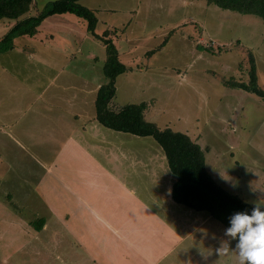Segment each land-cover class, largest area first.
Wrapping results in <instances>:
<instances>
[{
	"label": "rangeland",
	"instance_id": "rangeland-1",
	"mask_svg": "<svg viewBox=\"0 0 264 264\" xmlns=\"http://www.w3.org/2000/svg\"><path fill=\"white\" fill-rule=\"evenodd\" d=\"M50 1L54 0H33L20 19L34 16ZM80 4L95 12L96 35L100 36L106 29L118 32L125 28L123 34L116 33L118 37H109L119 62L129 69L115 79L114 103H146L144 119L159 129L179 132L193 140L204 151L207 172L222 189L251 207L264 204V104L253 95L224 85L230 80L247 82L249 53L256 83L264 90V23L254 16L221 10L206 4L205 0H82ZM14 22L0 21V39ZM37 34L38 43L27 37L15 38L13 48L1 58L5 63H24L37 68L39 72L33 71L30 82L36 80V84H41L47 78L50 80L51 120L65 121L66 116L67 121L73 120L65 116L67 105L52 97L81 98L83 114L92 116L94 109L90 101L95 95L94 87L106 82L101 71L105 60L103 46L87 34L83 20L69 14L47 18L38 27ZM221 48L226 50L219 52ZM30 51L32 60H26ZM43 59L49 69L44 70L42 79ZM27 117L28 114L23 123ZM58 121H52L55 128L49 136L51 149L55 151L61 150L69 134L61 129L62 122ZM92 125L102 132L100 139L88 143L96 142L98 151L92 152V156L99 164L113 170V174L118 172L127 186L138 185L141 196L145 193L147 200L156 202L152 210L157 208V203L162 205L157 208L159 215L171 226H182L179 233L182 240L157 264H237L231 250L235 241L224 235L222 225L205 212H194L171 202L165 182L169 179L171 185L174 178L152 138L113 132L95 121ZM73 136L75 139L77 135ZM88 137L84 136V141H89ZM24 138L25 143L32 144L29 137ZM29 152L33 153L32 148ZM26 154L29 153L23 152L21 158L29 161ZM68 160L54 169L56 179L61 178L78 198L82 199L76 188L89 198L88 179L81 177L86 163L82 160L74 165L69 157ZM53 173L50 176L41 171L40 178L53 179ZM49 185L45 189L33 183L32 195L41 194L43 199L50 200L46 195L53 197V192L60 190L65 199L69 198V193L54 179ZM2 190L6 191L4 185ZM75 202L74 199L73 205L77 208ZM97 207L100 216L110 215L107 205L101 201ZM79 209L81 214L72 213L65 223L69 231L56 222V218H63L56 217L52 211H47V215L21 216L25 224L43 217L46 228L35 237L18 232L24 244L16 250L12 246L17 239L11 238L16 233L0 231V258L7 257L0 264H93L87 260L90 256L98 261L117 259L113 243L121 244L114 234L104 229L100 218L97 223L86 215L83 206ZM120 209L118 206L114 213ZM33 211L41 212H30ZM23 213L29 211L23 210ZM77 222L79 228L75 234L70 229ZM89 225L95 227L89 231L92 235L86 231ZM10 238L14 242H9ZM224 247L229 251L224 252Z\"/></svg>",
	"mask_w": 264,
	"mask_h": 264
},
{
	"label": "crops",
	"instance_id": "crops-1",
	"mask_svg": "<svg viewBox=\"0 0 264 264\" xmlns=\"http://www.w3.org/2000/svg\"><path fill=\"white\" fill-rule=\"evenodd\" d=\"M37 35L36 33L29 39L38 43L40 39ZM2 54L4 53H0V231L15 232L16 234L11 238H16L17 241L21 240L18 232H26L35 237L36 234L46 228L47 223H44L40 232H35L20 217L24 215H47L49 214L47 211H52L56 217L63 218V220L56 218V222L60 223L66 231H69L65 227L68 217L73 215L72 213L81 214L79 208L83 206L87 210L86 215L97 223L98 218H100L104 229L113 233L121 244L118 246L113 243L117 259L101 258L98 261L96 257L90 256L87 260L91 263L157 264L161 261L164 255L182 240L179 235L182 226H171L170 222L163 220L157 209L163 207L162 205L157 203V208L152 210L156 202L151 203L147 200V196H144L145 193L141 196L138 185L134 184L131 187L128 184L127 186V182L120 179L121 176L118 172L113 174V170L104 169V165H100L92 156V152H95L96 149L98 151V146L96 142L92 145H88V143L100 139L102 132L96 129L95 125H92L94 114L92 116L83 114V100H80L81 98L52 97L59 103L67 105L68 110H64L65 116L68 115L73 120L67 121V116L64 117L65 121L61 118L53 119L62 122L61 129L69 134H66L67 143L62 145L60 151L51 149L53 147L49 136L53 135L52 129L55 127L52 124L51 114H49L51 96L48 90L50 80L47 78L45 83L40 81L41 84L39 82L36 84V80L30 82V75L33 71L37 74L39 70L24 63L18 65L10 62L5 63L1 58ZM32 57L30 51L25 59L32 60ZM42 62L43 79L44 70L49 69V64L48 62L44 64V59ZM99 86L94 87L95 93ZM93 101L94 98L90 101L92 107ZM69 108L76 110L70 111ZM27 114L28 117L23 123V118ZM93 130L94 132L88 135V132ZM73 134L77 135L75 139H73L75 137ZM84 136H89V141H84ZM24 137H29L32 144L25 143ZM33 146L36 152L33 150ZM29 148H32L33 153L29 152ZM23 152L29 153L26 154L29 161H24V157L21 158ZM68 157L74 165L82 160L86 163V169L83 168V174H80L81 177L88 179L89 188L87 187L86 194L89 198L84 194L82 195L76 188L82 199L78 198V195H75L76 193L61 178L58 177L60 181L56 179L57 174L54 169L60 168V163H68ZM41 171L50 176V172L53 173L54 171L53 179L69 193V198L65 199L60 190L59 193L54 191L53 197L49 194L46 195V198H51L50 200L43 199L41 194L34 197L31 191L33 183L37 182L40 188L46 189L50 186L49 181H53V179L40 178ZM2 185L6 187V191L2 190ZM165 186L169 189L170 198L171 185L169 179H166ZM150 189L152 190L151 187ZM163 190L165 191L164 188ZM162 194L163 192L160 191L159 196ZM74 199L77 208L73 205ZM98 201L107 205L109 216L99 215ZM118 206L121 209L114 213L116 208L118 210ZM23 210H28L29 213L25 214ZM31 210H40L41 212H30ZM76 217L78 216L76 215ZM78 223L70 229L72 232L75 233V230L79 228ZM94 228V226L89 225L86 231L92 232ZM91 232L89 233L92 235ZM11 238L9 242H14L11 241ZM75 240L78 241L77 237ZM17 241L12 246L15 250L24 244V240L18 241V243ZM75 248L78 249L77 246ZM2 258L7 259V257L1 256V262L5 261ZM110 260H115V262Z\"/></svg>",
	"mask_w": 264,
	"mask_h": 264
},
{
	"label": "trees",
	"instance_id": "trees-1",
	"mask_svg": "<svg viewBox=\"0 0 264 264\" xmlns=\"http://www.w3.org/2000/svg\"><path fill=\"white\" fill-rule=\"evenodd\" d=\"M81 1H50L34 16L20 19L29 10L33 0H0V21H15L0 39V53L10 51L15 38L33 37L40 24L51 16L69 14L83 20L87 34L103 46L105 53L101 71L106 82L96 90L93 120L99 126L113 132L153 139L161 149L167 168L174 178L170 187V199L174 204L194 212H205L225 229L229 226L228 221L232 214L250 212L252 207L249 204L226 192L213 180L205 168L204 151L193 140L185 134L159 129L155 124L146 121L144 119L146 103L123 105L114 103L115 79L129 69L119 62L117 50L109 37L111 35L118 37L116 33L123 34L125 28L122 27L118 32L115 29H106L100 36L96 35L95 12L83 7ZM205 2L221 10L254 16L264 23V0H205ZM225 50L221 48L219 52ZM247 59L249 64L247 82L230 80L224 85L253 95L264 104V90L256 83L251 54H247ZM44 223L43 218L27 221V225L35 232H40Z\"/></svg>",
	"mask_w": 264,
	"mask_h": 264
},
{
	"label": "clouds",
	"instance_id": "clouds-1",
	"mask_svg": "<svg viewBox=\"0 0 264 264\" xmlns=\"http://www.w3.org/2000/svg\"><path fill=\"white\" fill-rule=\"evenodd\" d=\"M224 235L234 240L231 249L237 264H264V204L256 203L250 212H237L230 216ZM224 252L229 248L224 247ZM221 251V247L217 250Z\"/></svg>",
	"mask_w": 264,
	"mask_h": 264
}]
</instances>
